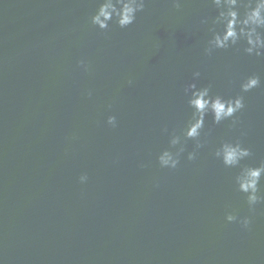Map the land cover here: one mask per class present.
<instances>
[{
    "label": "water",
    "instance_id": "1",
    "mask_svg": "<svg viewBox=\"0 0 264 264\" xmlns=\"http://www.w3.org/2000/svg\"><path fill=\"white\" fill-rule=\"evenodd\" d=\"M180 2L146 0L133 25L101 32L85 27L96 0H0V264H264V205L250 229H221L242 195L212 155L239 138L253 153L245 163L264 160V57L205 56L201 21L216 9ZM195 71L198 87L225 97L251 74L261 87L243 93L237 129L209 115L197 159L188 141L177 169H161Z\"/></svg>",
    "mask_w": 264,
    "mask_h": 264
},
{
    "label": "clouds",
    "instance_id": "2",
    "mask_svg": "<svg viewBox=\"0 0 264 264\" xmlns=\"http://www.w3.org/2000/svg\"><path fill=\"white\" fill-rule=\"evenodd\" d=\"M216 9V15L205 17L201 23L208 25L209 36L203 48L205 56H212L216 51L234 49L242 51L252 57H264V0H208ZM146 0H96V7L88 17L85 27L91 25L101 32H106L112 25L126 29L133 25L137 14L144 11ZM173 6L179 10L180 0H173ZM84 71L90 72L91 65L84 60L78 61ZM193 82L187 83L183 88L186 104L190 114L183 126L177 132L169 134L168 147L162 149L156 157L161 169L175 170L181 163V157L186 152L188 141L194 142L192 151H187V160L197 159L199 150L207 144L205 132L206 118L210 115L213 125H221L227 121L229 131L237 129L240 118L237 115L245 107V96L253 89L261 87L259 75L251 74L239 81L240 94L234 96L221 95L212 91V85L198 87L197 80L201 73L193 72ZM132 85V78L126 80ZM87 95L91 97L92 92ZM107 125L117 127V117L109 115ZM163 132L168 133L167 127ZM246 133L241 132V136ZM203 136V138H202ZM213 157L224 168L235 170L233 185L236 192L242 195L239 206L227 204L222 217L221 229L233 223H239L242 228L250 229L252 214L257 205H264V160L256 165L245 163L253 155L252 150L245 146L241 139L221 138L212 151ZM144 165H141L143 167ZM87 174L79 176V182L85 183ZM246 207L249 215L241 216L242 209Z\"/></svg>",
    "mask_w": 264,
    "mask_h": 264
}]
</instances>
